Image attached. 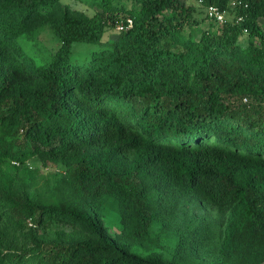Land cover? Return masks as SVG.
Masks as SVG:
<instances>
[{"label":"trees","instance_id":"obj_1","mask_svg":"<svg viewBox=\"0 0 264 264\" xmlns=\"http://www.w3.org/2000/svg\"><path fill=\"white\" fill-rule=\"evenodd\" d=\"M203 1L226 10L229 22L195 41L180 36L192 15L181 0H99L100 12L92 16L60 0H0V168L8 162L18 168L33 158L61 163L70 182L93 198L123 181L82 153L125 158L134 172L150 171L159 183L202 203L243 207L250 237L259 238L248 243L261 249L264 114L254 120L223 101L243 95L264 101V31L257 23L264 19V0ZM232 1L240 7L231 9ZM44 15L60 44L49 62L35 66L16 40ZM127 19L131 27L118 32L109 48L82 64L72 61L73 43L98 44ZM242 34L256 38L259 48L241 49ZM131 195L142 237L152 225L151 210L137 188ZM4 198L0 264H168L129 253L88 214L43 206L23 189ZM236 212L227 215L223 246L230 244ZM9 217L19 231L56 221L84 236H35L30 247L16 252L6 239Z\"/></svg>","mask_w":264,"mask_h":264},{"label":"rangeland","instance_id":"obj_2","mask_svg":"<svg viewBox=\"0 0 264 264\" xmlns=\"http://www.w3.org/2000/svg\"><path fill=\"white\" fill-rule=\"evenodd\" d=\"M98 2L99 0H60L61 5L88 16L100 12ZM181 3L192 10L191 18L180 31L183 39L197 41L203 33L218 27L203 18L195 1L181 0ZM48 18V15L37 18L34 24H30L28 32L16 40L35 66L49 62L59 48V39L52 33ZM257 23L264 31V19L258 18ZM117 36V29L112 27L98 44L73 43L72 61L84 63L93 53L109 48ZM237 44L245 50L259 48V41L248 34L240 35ZM223 103L228 110L247 113L254 120L260 111L264 114V101L260 102L246 95L227 97ZM81 156L88 158L90 164H97L109 172L116 181H123L121 186L113 183L109 185L106 195L89 198L70 182L66 175L67 168L61 163L33 158L17 168L8 162L0 168V210L4 208V197L9 191L13 193L23 189L33 202L46 207L54 206L57 210L88 214L100 220L106 232L119 245L141 259L151 257L168 264H264V245L259 249L248 243L252 241V226L243 207L231 205L218 208L202 203L191 193L159 183L150 171L134 172L125 158L92 151L82 153ZM134 188L138 189L151 210L152 225L142 237L136 234L139 225L133 207L134 197L131 195ZM236 208V213L240 212L237 218L243 222L237 219L230 224L229 228L233 233L231 241L223 246L221 234L228 228L227 215ZM11 220L12 217L6 220V225L10 226L7 228L6 239L9 244L12 243V250L16 252L30 247L35 236L65 241L82 240L84 236L77 229L56 221L36 231H19L11 224ZM253 240L257 241L259 238ZM244 241L247 246L240 247V242Z\"/></svg>","mask_w":264,"mask_h":264},{"label":"built area","instance_id":"obj_3","mask_svg":"<svg viewBox=\"0 0 264 264\" xmlns=\"http://www.w3.org/2000/svg\"><path fill=\"white\" fill-rule=\"evenodd\" d=\"M193 1H195L198 8H200L202 10L203 15L207 21H210V22H212L218 26H223L229 22V20L227 18L228 13L226 12V10H221L215 5H207L204 3L203 0H193ZM240 5H241V2L232 1L229 4V7L231 9H235L237 7H240ZM241 20H242L241 17H237L235 19V22L238 23ZM126 22H127L126 25H123L122 23H120L116 26V29L118 32L123 31L124 29H128L131 27V24H132L131 20L127 19ZM243 33H247V31L244 29ZM13 164L18 166V163H16V162H13Z\"/></svg>","mask_w":264,"mask_h":264}]
</instances>
